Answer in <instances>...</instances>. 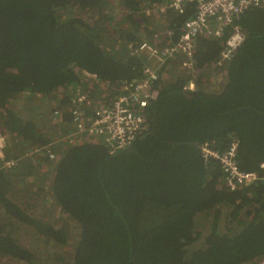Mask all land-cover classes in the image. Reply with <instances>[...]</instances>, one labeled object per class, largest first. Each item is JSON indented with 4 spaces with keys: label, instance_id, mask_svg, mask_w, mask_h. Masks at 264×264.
I'll return each mask as SVG.
<instances>
[{
    "label": "trees",
    "instance_id": "obj_1",
    "mask_svg": "<svg viewBox=\"0 0 264 264\" xmlns=\"http://www.w3.org/2000/svg\"><path fill=\"white\" fill-rule=\"evenodd\" d=\"M165 1L0 0V131L8 140L0 157V205L10 217L62 243L70 238L67 226L32 216L10 198L14 179L35 171L22 176L14 171L18 165L3 163L19 164V153H9L15 142L46 146L70 131L76 95L88 93L102 103V84L120 87L141 78L146 59L129 44L145 41L144 30L146 40L155 42L152 34L160 32L147 31L146 11ZM154 13L167 22L160 37L177 40L193 11ZM235 23L246 38L230 60L216 65L222 46L206 37L195 55L198 73L206 65L226 73L220 90L200 88V82L186 88L191 76L182 71L171 81L162 75L146 110L148 129L131 146L111 153L91 136L54 145L59 160L51 190L80 227L72 264L264 261V179L230 191L219 162L206 161L201 152L204 142L226 150L237 140L239 167L264 175V7L250 8ZM113 35L119 47L107 49L103 38ZM172 63L181 67L179 58ZM84 69L97 77L86 80ZM57 91L61 95L51 97L65 107L54 132L39 129L36 117L46 112L37 111L38 105H26V117L10 104L17 96ZM0 257L24 262L34 255L0 230Z\"/></svg>",
    "mask_w": 264,
    "mask_h": 264
},
{
    "label": "built area",
    "instance_id": "obj_2",
    "mask_svg": "<svg viewBox=\"0 0 264 264\" xmlns=\"http://www.w3.org/2000/svg\"><path fill=\"white\" fill-rule=\"evenodd\" d=\"M257 7H264V0H166L156 8H149L146 11L148 14L154 13L155 9L161 14L169 10L185 13L189 9L193 13L185 21L177 40L171 37L157 38L155 42L142 41L136 47L133 43L129 44L133 53L138 52L146 59L143 76L125 80L120 87L106 86L108 90L102 95V103H98L88 93L76 95L70 109L72 129L55 135L54 140L46 146L39 145L38 150H45L49 159L56 160L58 153L54 150L55 144L74 145L89 136L101 139L111 153L131 146L148 129L146 110L157 96L154 83L171 62L179 58L182 68L197 71L195 55L203 37L221 40L222 50L216 65L230 60L246 38L242 27L235 23L236 20L250 8ZM168 35L171 36V32ZM187 88L195 89L193 82ZM64 107L61 103H55L52 118L56 123L63 122ZM7 141L0 131V157L3 159ZM238 147L237 140L231 141L226 150H220L208 141L201 145L202 156L206 161L219 162L225 184L230 191L264 179V175L261 176L258 172L245 171L239 167ZM3 165L12 167L16 165V161L6 160ZM257 264H264V261Z\"/></svg>",
    "mask_w": 264,
    "mask_h": 264
},
{
    "label": "rangeland",
    "instance_id": "obj_3",
    "mask_svg": "<svg viewBox=\"0 0 264 264\" xmlns=\"http://www.w3.org/2000/svg\"><path fill=\"white\" fill-rule=\"evenodd\" d=\"M118 5V4H117ZM147 22V31L150 32L156 31L160 32V36H165L164 28L167 27V22L162 21L160 17L155 15V13L148 14ZM87 14H85L86 17ZM143 36H146L143 39H148L149 33L143 31ZM153 38L157 37L156 34H152ZM119 38L118 36L113 35V37L103 38V42L107 49L112 45L114 47H119L118 44L112 43L111 39ZM210 41L217 43L222 46L221 40H216L210 38ZM219 42V43H218ZM176 61V60H175ZM172 66V69H170ZM175 63H172L168 66L166 73L163 74L164 79L171 81L174 79L177 71H182L184 76H191L189 82L186 83L187 86L193 82L194 87L197 88V82H200V88L205 90H218L221 88L222 84H225L227 81L226 73H220V68H212L213 66H208L199 71V73H204L202 78H199L198 71H191L180 66H176L174 69ZM173 70V71H171ZM86 76V80L90 78H95V74L84 69L83 71ZM99 85V83H98ZM105 86V89H104ZM107 85L103 84L100 88L103 89V93L108 90ZM192 87V85H191ZM62 91H57L47 97L43 96H33L31 98L19 97L17 96L15 100L11 101L10 104L15 108L19 114L27 117V110L25 109L26 105H38L37 111L45 110L46 113L36 117V121L39 125V129L42 131H51L56 130L57 123L52 118V109L55 106L52 95L55 96L57 93L61 95ZM103 95V94H102ZM4 112L3 108H0V115ZM0 130L3 132V129L0 127ZM54 135V134H53ZM17 146L14 150L9 151L10 154L19 153L20 162H16L17 169L14 170L18 174L24 172L35 171L33 176L25 175L23 179H14L13 186L9 193L10 198L17 203L21 208L25 209L28 214L35 216L39 219H43L46 222L53 224L56 227L67 226L69 229L70 238L67 242L62 243L58 240L48 238L45 235L41 234L37 229L31 227L27 224H24L18 221L15 218L10 217L7 211L0 205V230L9 233L14 237L18 243L29 250L33 255L31 261L19 262L18 260H12L9 257H0V264H72L73 257L75 254V246L80 234L79 225L67 214H65L60 206L56 203V199L53 196L51 186L52 179L54 174V168L59 159L48 161L46 155H43L41 151L38 150V146H30L29 143L17 142L14 143L13 147ZM22 148V149H19ZM61 149H59L60 151ZM12 219V220H11Z\"/></svg>",
    "mask_w": 264,
    "mask_h": 264
},
{
    "label": "flooded vegetation",
    "instance_id": "obj_4",
    "mask_svg": "<svg viewBox=\"0 0 264 264\" xmlns=\"http://www.w3.org/2000/svg\"><path fill=\"white\" fill-rule=\"evenodd\" d=\"M189 82V81H188ZM224 86V84H222L221 88ZM185 87L187 88L188 86L185 84ZM221 88H219L218 90H220ZM196 89V88H195Z\"/></svg>",
    "mask_w": 264,
    "mask_h": 264
},
{
    "label": "water",
    "instance_id": "obj_5",
    "mask_svg": "<svg viewBox=\"0 0 264 264\" xmlns=\"http://www.w3.org/2000/svg\"><path fill=\"white\" fill-rule=\"evenodd\" d=\"M95 75L97 76V74H95ZM261 166H262V168H264V162L262 163V165H261Z\"/></svg>",
    "mask_w": 264,
    "mask_h": 264
}]
</instances>
